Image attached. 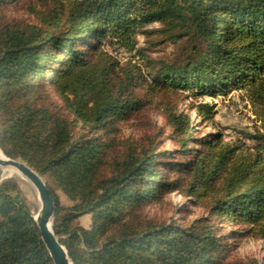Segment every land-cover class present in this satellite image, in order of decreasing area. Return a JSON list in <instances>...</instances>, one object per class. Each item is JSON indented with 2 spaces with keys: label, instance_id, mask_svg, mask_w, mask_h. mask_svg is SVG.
<instances>
[{
  "label": "trees",
  "instance_id": "obj_1",
  "mask_svg": "<svg viewBox=\"0 0 264 264\" xmlns=\"http://www.w3.org/2000/svg\"><path fill=\"white\" fill-rule=\"evenodd\" d=\"M138 34L186 46L153 60ZM233 90L264 119V0H0V149L46 179L73 264H258L233 258L230 240H264V134L247 135L253 145L194 138L214 126L212 107L200 104L193 122L177 106L182 91ZM149 109L174 148L160 147ZM138 120L149 130L124 137ZM16 191L0 183V264H51ZM173 192L186 201L178 213L189 203L205 215H148Z\"/></svg>",
  "mask_w": 264,
  "mask_h": 264
},
{
  "label": "rangeland",
  "instance_id": "obj_2",
  "mask_svg": "<svg viewBox=\"0 0 264 264\" xmlns=\"http://www.w3.org/2000/svg\"><path fill=\"white\" fill-rule=\"evenodd\" d=\"M22 15L25 16V13L19 11L18 16ZM158 27L157 23L147 26L148 29H156ZM136 40L137 48L145 49L147 55L153 60L174 59L178 55L179 50L186 46V40H181L178 45H172L169 42H161V38L156 35L145 38L138 34ZM113 55L121 61H126L131 57L130 54L119 49L114 51ZM134 61L137 60L135 59ZM200 104H208L212 107L211 122L214 123V126H208V124L204 123L200 132L194 133V138L201 137L205 132L216 131L222 134L223 140L226 142H243L245 145H253L247 135L259 136L264 134V119L262 118L261 110L254 102L250 101L244 90H233L227 94H218L214 97L208 95L199 96L192 94L190 91H182L177 106L179 110L189 114L190 119L195 122L198 120L197 107ZM147 114L148 118L156 124V127H160L163 130L162 136L159 135L160 137H157L162 142L160 147L166 149L174 148L173 143L166 139L170 131L166 128L163 117L154 109H149ZM143 121L138 120L124 127L123 136L138 138L146 133L149 129L146 124L143 125ZM1 177L0 174V183L7 179H12L16 182L17 191L12 192L11 197L17 205L27 210L32 218V213L37 206L31 188H26L15 177L5 179H1ZM44 180L46 181V179ZM55 193L58 195L62 206L71 204L60 191L55 190ZM185 202V199L178 192H173L165 196L159 205L151 207L147 213L158 221H176L179 224H186L197 217L205 215L202 208L195 207L189 203H186L185 211L178 213L177 208ZM79 224L85 228L89 227V216L81 217ZM230 245L233 247V258L241 261L254 259L258 264H264V240L243 238L237 242L230 240Z\"/></svg>",
  "mask_w": 264,
  "mask_h": 264
},
{
  "label": "water",
  "instance_id": "obj_3",
  "mask_svg": "<svg viewBox=\"0 0 264 264\" xmlns=\"http://www.w3.org/2000/svg\"><path fill=\"white\" fill-rule=\"evenodd\" d=\"M0 167H12L17 173L23 176L36 191L39 208L35 218L32 220L37 228L39 239L51 261V264H73L64 246L54 234L52 223L54 220V202L47 188L46 181L20 159L7 157L0 149ZM2 176V175H1ZM11 175H4L1 179L11 178Z\"/></svg>",
  "mask_w": 264,
  "mask_h": 264
},
{
  "label": "bare ground",
  "instance_id": "obj_4",
  "mask_svg": "<svg viewBox=\"0 0 264 264\" xmlns=\"http://www.w3.org/2000/svg\"><path fill=\"white\" fill-rule=\"evenodd\" d=\"M0 174L2 176L11 175L12 177H15L16 179H18L26 188H31L33 196H34V199H35V202H36V206H37L36 210L32 213V217L35 218L36 215H37L38 208H39V202L37 200L36 191L32 187V185L28 182V180H26L23 176H21L19 173H17L15 171V169L12 168V167H6V168H1L0 167Z\"/></svg>",
  "mask_w": 264,
  "mask_h": 264
}]
</instances>
